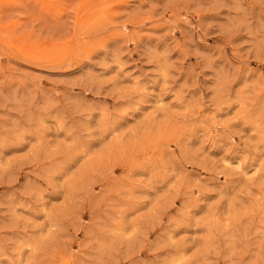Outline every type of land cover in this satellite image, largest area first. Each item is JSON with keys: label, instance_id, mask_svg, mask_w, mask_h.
<instances>
[{"label": "rangeland", "instance_id": "374dc122", "mask_svg": "<svg viewBox=\"0 0 264 264\" xmlns=\"http://www.w3.org/2000/svg\"><path fill=\"white\" fill-rule=\"evenodd\" d=\"M0 264H264V0H0Z\"/></svg>", "mask_w": 264, "mask_h": 264}]
</instances>
